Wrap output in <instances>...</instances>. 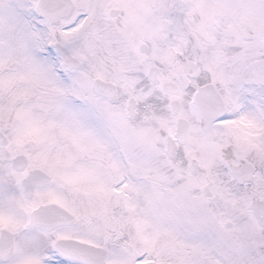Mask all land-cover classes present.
<instances>
[{
	"label": "snow or ice",
	"instance_id": "6c2138e0",
	"mask_svg": "<svg viewBox=\"0 0 264 264\" xmlns=\"http://www.w3.org/2000/svg\"><path fill=\"white\" fill-rule=\"evenodd\" d=\"M0 264H264V0H0Z\"/></svg>",
	"mask_w": 264,
	"mask_h": 264
}]
</instances>
